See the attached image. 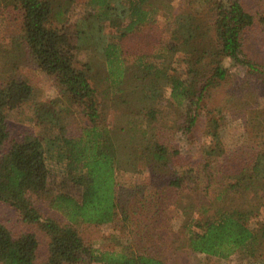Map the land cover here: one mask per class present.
Listing matches in <instances>:
<instances>
[{"label": "trees", "instance_id": "trees-1", "mask_svg": "<svg viewBox=\"0 0 264 264\" xmlns=\"http://www.w3.org/2000/svg\"><path fill=\"white\" fill-rule=\"evenodd\" d=\"M74 1L0 0V15L28 24L0 40V205L49 238L40 259L35 231L16 234L0 220V264H169L170 254L185 251L257 257L264 222H251L264 210V115L256 104L264 67L242 52L253 29L264 31V0H204L198 13L200 0H87L73 30L79 49L90 43L83 60L70 54L62 29ZM156 17L166 19L162 30ZM127 47L136 62H125ZM227 58L245 78L209 107L204 101L230 75ZM34 68L53 79L56 98H40ZM15 108L19 121L11 120ZM237 129L248 143L226 148ZM173 130L195 137L198 154L169 139ZM180 166L197 169L179 175ZM55 169L79 196L49 192ZM119 174L146 181L120 186ZM46 195L64 220L43 217ZM117 222L132 226L120 249L88 243L78 227Z\"/></svg>", "mask_w": 264, "mask_h": 264}, {"label": "rangeland", "instance_id": "rangeland-1", "mask_svg": "<svg viewBox=\"0 0 264 264\" xmlns=\"http://www.w3.org/2000/svg\"><path fill=\"white\" fill-rule=\"evenodd\" d=\"M87 0H75L71 5V11L69 13L70 20H68L65 25H62V29L65 31L66 35L68 36L69 41V51L70 54H74L80 60L84 58H88L89 54H87L86 49H89V42H83L84 49H79L77 46V38L73 33L75 21L83 18L87 15L89 8L87 7ZM249 4L254 5L256 0H246ZM207 7V2L204 0H200L196 3L195 11L198 13L201 10H204ZM157 23H159V28L162 30L166 24V19L162 17H156ZM27 22L25 19L14 20L10 19L7 15H0V40L7 41L11 36L23 33L27 30ZM108 31H115L112 28H108ZM142 35L148 36L147 33H143ZM163 35V33H162ZM140 36V35H139ZM131 47V46H130ZM243 57H247L253 59L254 61L258 62L264 67V31L260 28H255L251 31L248 35L246 40L243 52ZM122 57L125 59V62L134 63L137 61V54L135 51L130 49L129 47L123 50ZM77 58V59H78ZM179 59V56L175 57V60ZM97 60V59H96ZM179 61V60H177ZM175 64H179L175 62ZM225 64L230 67V75L229 77L222 81L220 85H217L212 90V95L204 101L205 104L209 107H213L214 104H219L221 100H223V96L226 92L235 86L237 83H241L245 78L246 70L243 68L242 65L232 66L231 60L227 58L225 60ZM29 75L31 79L34 81L38 91L40 92V98L51 99L57 97V90L54 87L53 79L42 69L34 68L29 71ZM106 82L99 83L100 91L105 88ZM102 95V92H100ZM255 93V91H254ZM254 94L252 93V97ZM68 104V100L66 98H62L59 105H66ZM257 107L259 109V113L264 115V94H261L257 99ZM73 108V107H72ZM75 109V108H73ZM26 114L29 113V107L25 108ZM21 111L13 109L11 111V120L19 121V115ZM114 113V112H111ZM109 116L113 117L112 115L108 114ZM199 127L195 132V137H200L203 135V128L205 123V117H202ZM74 124H78L76 120H73ZM25 123V122H23ZM27 124V123H25ZM24 124V125H25ZM37 124V123H36ZM28 125H31L28 123ZM34 130L41 134L42 126L40 125H32ZM195 137H188L182 134L179 131L173 130L171 134L168 135V138L172 140H176L182 149H185L186 153L190 152L191 150L195 151V155L198 154V141L196 142ZM247 142L245 135L239 131V129L232 131L225 140L226 148H231L234 146H242L244 143ZM248 143V142H247ZM251 149L252 147H247V149ZM253 149V148H252ZM201 168V167H200ZM189 169L196 170L197 167L194 166H180L176 169L179 175H183ZM58 170L51 171L49 174L48 180V190L49 192L59 193L60 191H69L73 193L75 196H79V193L73 186H69L61 177L58 176ZM116 181L118 185L125 186V187H136L138 184L145 183L146 179L143 176H131L127 174H119L116 176ZM48 194V193H47ZM51 198L49 195L44 198H41L39 202V206L43 217H53L58 220H64V215L55 209L51 204ZM0 220L4 222L8 227L12 229L13 232L16 234H20L22 231L26 230H33L38 234L39 240L41 242L42 250L40 254V259H43L45 256L46 251V244L48 242V236L39 228L38 224H26L22 221L19 213L10 205L8 204H1L0 205ZM264 222V210L263 213L252 220V225L259 227ZM123 222L117 223H107V224H99V225H91L87 223H81L78 227L80 228L82 234L84 235L86 241L94 246H99L101 248H108L114 249L119 248L122 242L127 238H129L132 233V226L124 225ZM177 225V222H175ZM178 253V252H177ZM173 252L170 254V261L169 264H264V243L260 245V252L257 254V257L253 258L252 260L246 256H243L240 253L235 254V256L229 259H219L217 257L208 256L204 253H194V252H186L179 255ZM82 264H97L94 262L91 263H82Z\"/></svg>", "mask_w": 264, "mask_h": 264}]
</instances>
